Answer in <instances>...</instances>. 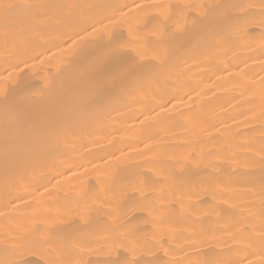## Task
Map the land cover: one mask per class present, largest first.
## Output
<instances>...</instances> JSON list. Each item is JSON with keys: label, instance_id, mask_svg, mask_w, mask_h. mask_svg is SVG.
Returning <instances> with one entry per match:
<instances>
[{"label": "bare ground", "instance_id": "bare-ground-1", "mask_svg": "<svg viewBox=\"0 0 264 264\" xmlns=\"http://www.w3.org/2000/svg\"><path fill=\"white\" fill-rule=\"evenodd\" d=\"M2 4L0 264H264V0Z\"/></svg>", "mask_w": 264, "mask_h": 264}, {"label": "snow or ice", "instance_id": "snow-or-ice-1", "mask_svg": "<svg viewBox=\"0 0 264 264\" xmlns=\"http://www.w3.org/2000/svg\"><path fill=\"white\" fill-rule=\"evenodd\" d=\"M0 6L7 7L6 5L2 4V0H0ZM113 51H116V50H113ZM105 264H119V262L110 260V261H106ZM124 264H152V262L147 261V260H142L138 257H133L131 259L126 260Z\"/></svg>", "mask_w": 264, "mask_h": 264}]
</instances>
